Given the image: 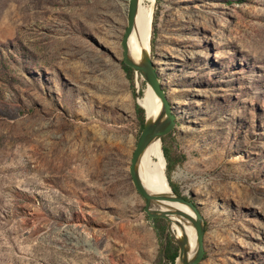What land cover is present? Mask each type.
<instances>
[{"label": "rangeland", "instance_id": "374dc122", "mask_svg": "<svg viewBox=\"0 0 264 264\" xmlns=\"http://www.w3.org/2000/svg\"><path fill=\"white\" fill-rule=\"evenodd\" d=\"M127 4L0 0V264H172L130 172L149 86L123 65ZM153 16L163 171L205 219L199 264H264V0Z\"/></svg>", "mask_w": 264, "mask_h": 264}, {"label": "water", "instance_id": "95a60500", "mask_svg": "<svg viewBox=\"0 0 264 264\" xmlns=\"http://www.w3.org/2000/svg\"><path fill=\"white\" fill-rule=\"evenodd\" d=\"M139 0H128L126 9L127 27L122 39L123 62L134 70L136 77L140 75L148 86L151 87L161 101L160 113L155 117L145 114L144 126L137 138L136 147L132 155L130 172L132 182L144 200V211L152 218H163L167 222V231L171 241L178 246V255L175 264H199L205 256L204 235L206 222L199 210V206L193 200L175 191L171 193L150 190L144 183L139 170V162L146 149L154 140H162L175 126L177 120L172 112L168 93L161 82L159 70L155 64L149 47L143 48L138 58H134L130 51L129 37L136 27L137 10ZM136 92V97H139ZM140 105V103L138 102ZM141 106V105H140ZM145 112V110H144ZM170 201L181 204L187 208L185 211L178 207H165L164 202ZM173 225L181 228V232L175 231ZM185 226H192L195 232V248L191 246V240Z\"/></svg>", "mask_w": 264, "mask_h": 264}, {"label": "bare ground", "instance_id": "6f19581e", "mask_svg": "<svg viewBox=\"0 0 264 264\" xmlns=\"http://www.w3.org/2000/svg\"><path fill=\"white\" fill-rule=\"evenodd\" d=\"M155 0H139V6L136 17V27L133 33L129 37L130 51L134 58H138L143 48L149 47L151 49L152 40V17L153 16V5ZM128 5V4H127ZM125 7V11L127 9ZM144 94L143 99L140 101L141 107L145 108V114L150 117H155L160 113L161 101L157 97L156 93L153 92L149 86ZM139 102V100H138ZM154 140L149 144L139 162L140 175L150 190L163 193H171L174 191L168 182V179L163 171L164 159L156 148V142ZM160 143V142H159ZM160 146V144H159ZM162 151V148L160 146ZM163 153V151H162ZM160 162L159 166H155L154 161ZM165 207H178L185 211L187 208L181 204H177L170 201L164 202ZM173 229L181 232V228L177 225H173ZM185 229L191 240V246L195 248V232L192 226H185Z\"/></svg>", "mask_w": 264, "mask_h": 264}, {"label": "trees", "instance_id": "16d2710c", "mask_svg": "<svg viewBox=\"0 0 264 264\" xmlns=\"http://www.w3.org/2000/svg\"><path fill=\"white\" fill-rule=\"evenodd\" d=\"M152 33H153V31H152ZM151 40H152V34H151ZM123 65H124V62H123ZM124 68H125L127 74L130 76V79L132 80L133 79V75H134V70L131 67L127 66L126 64L124 65ZM137 106H138V109L141 112L143 111V109L145 110L144 107H140L139 105H137ZM143 126H144V122H143ZM159 142H160V146L162 148L163 153H162V151L160 149ZM156 148L158 149V151H159V153L161 154L162 157H163V154H164V157L166 159V155H165V152H164V149H163L162 140L156 142ZM164 157H163V159H164ZM166 164H167L168 167H170V165H168L167 159H166ZM170 185H171L172 189L175 192L179 193L177 191L176 187L172 183H170ZM154 220H156V222L160 223L164 219L158 217V218H154ZM178 249L179 248L172 241L169 240L167 242L166 249H165V253H166L167 258L171 261L172 264H175V260H176V257L178 255Z\"/></svg>", "mask_w": 264, "mask_h": 264}]
</instances>
